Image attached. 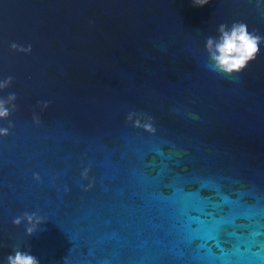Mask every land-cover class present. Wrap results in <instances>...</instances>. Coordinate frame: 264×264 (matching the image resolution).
<instances>
[{
	"label": "water",
	"instance_id": "obj_1",
	"mask_svg": "<svg viewBox=\"0 0 264 264\" xmlns=\"http://www.w3.org/2000/svg\"><path fill=\"white\" fill-rule=\"evenodd\" d=\"M235 21L264 36L255 0H0V98L17 96L0 121V264L16 249L39 264H264V46L238 76L205 67L206 38ZM24 212L45 219L32 236L12 224Z\"/></svg>",
	"mask_w": 264,
	"mask_h": 264
},
{
	"label": "clouds",
	"instance_id": "obj_2",
	"mask_svg": "<svg viewBox=\"0 0 264 264\" xmlns=\"http://www.w3.org/2000/svg\"><path fill=\"white\" fill-rule=\"evenodd\" d=\"M191 2L194 7H203L210 0H191ZM255 7L257 10H264L261 0H255ZM262 46H264V36L257 34L255 30L250 31L247 23L235 21L230 26L221 23L217 27V36L206 38L205 51L208 56V63L205 67L223 77L238 76L260 55ZM9 50L27 55L31 52V45L20 46L12 43ZM12 82L13 77L11 76L0 81V92L9 88ZM16 99L15 93L8 94L6 98H0V121L7 120L16 111ZM48 106L47 102L38 103L37 105L41 111L46 110ZM32 121L38 125L40 123L39 116L34 114ZM126 122L131 123L133 128L142 129L150 135L156 131L150 117L135 112H130L127 115ZM11 127L12 125L9 123L7 128H0V138L7 137ZM88 171L87 168L83 170L81 173L82 180L87 178ZM33 180L39 182V175L33 174ZM88 187H91V184ZM84 190L87 191V188ZM65 191L67 192V189ZM44 220L35 212H24L14 218L12 224L14 227H19L21 223H24L25 235L32 236ZM6 264H39V261L29 252L16 249L14 254L6 258Z\"/></svg>",
	"mask_w": 264,
	"mask_h": 264
}]
</instances>
